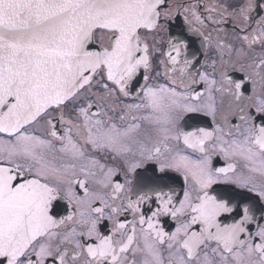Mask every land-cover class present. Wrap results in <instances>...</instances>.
Returning <instances> with one entry per match:
<instances>
[{
    "label": "snow or ice",
    "instance_id": "obj_1",
    "mask_svg": "<svg viewBox=\"0 0 264 264\" xmlns=\"http://www.w3.org/2000/svg\"><path fill=\"white\" fill-rule=\"evenodd\" d=\"M0 264H264V0H0Z\"/></svg>",
    "mask_w": 264,
    "mask_h": 264
},
{
    "label": "flooded vegetation",
    "instance_id": "obj_2",
    "mask_svg": "<svg viewBox=\"0 0 264 264\" xmlns=\"http://www.w3.org/2000/svg\"><path fill=\"white\" fill-rule=\"evenodd\" d=\"M194 47H198V44L195 45ZM165 227H166V228L170 227V222H166V223H165Z\"/></svg>",
    "mask_w": 264,
    "mask_h": 264
}]
</instances>
